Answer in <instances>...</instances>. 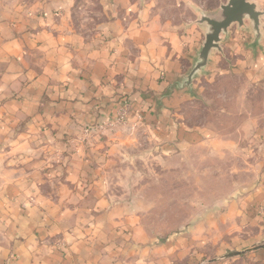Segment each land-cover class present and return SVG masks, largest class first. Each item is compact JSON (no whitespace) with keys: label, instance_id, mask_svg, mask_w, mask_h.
Wrapping results in <instances>:
<instances>
[{"label":"crops","instance_id":"0c3cea01","mask_svg":"<svg viewBox=\"0 0 264 264\" xmlns=\"http://www.w3.org/2000/svg\"><path fill=\"white\" fill-rule=\"evenodd\" d=\"M159 11L158 0H0V264H130L139 216L104 182L109 123L127 100L128 118L147 117L164 146L213 140L212 126L189 123L179 108L236 73L263 97L240 122L238 131L253 126L251 140H224L250 155L255 173L224 217L235 214L234 234L264 238V38L254 47L252 26L233 25L223 51L182 86L206 28ZM241 256L264 264V244Z\"/></svg>","mask_w":264,"mask_h":264},{"label":"rangeland","instance_id":"374dc122","mask_svg":"<svg viewBox=\"0 0 264 264\" xmlns=\"http://www.w3.org/2000/svg\"><path fill=\"white\" fill-rule=\"evenodd\" d=\"M251 1L264 11V0ZM227 2L158 0V7L174 23L193 22L205 28L198 23L201 15L219 16L221 6ZM88 4L90 11L98 7L96 2ZM261 23L262 35L256 44L253 29L248 31L254 47L264 38V15ZM224 78L220 76V82L205 84L202 93H194L179 108L182 118L189 123L212 126L216 133L213 140L198 145L164 146L163 138L143 125L149 121L147 117L128 118L130 106L126 113L122 106L109 123L108 137L114 140L104 166V182L114 200L129 204L139 216L136 248H127L130 255L125 254L130 264H159V247L163 248L164 264H242L241 255L255 249L225 256L264 244V238L254 235L256 229L249 233L252 236L244 232L234 234L235 214L224 217L227 204L238 200L243 190L255 182L250 155L238 145L244 139L251 140L254 128L247 124V130H238L243 112L259 109L263 93L246 84L243 74H230L228 82ZM200 81L201 76L196 81L198 88ZM228 138L238 144L225 146L224 140ZM257 212L264 218V205ZM249 239L252 241L248 242ZM144 255H152V261H134Z\"/></svg>","mask_w":264,"mask_h":264},{"label":"water","instance_id":"95a60500","mask_svg":"<svg viewBox=\"0 0 264 264\" xmlns=\"http://www.w3.org/2000/svg\"><path fill=\"white\" fill-rule=\"evenodd\" d=\"M264 11H261L258 5L251 0H228L226 4L221 6L219 16L201 15L198 23L205 26V40L202 47L198 51L197 61L194 63L190 73L185 77L182 86L191 87L194 77L203 71L210 59L212 51H223L222 41L223 35H228L229 30L233 25L239 28L247 27V23L251 24L255 34V44L261 38V19ZM253 247L244 251H236L228 254L225 257H232L250 250L256 249Z\"/></svg>","mask_w":264,"mask_h":264},{"label":"built area","instance_id":"2783aa9c","mask_svg":"<svg viewBox=\"0 0 264 264\" xmlns=\"http://www.w3.org/2000/svg\"><path fill=\"white\" fill-rule=\"evenodd\" d=\"M123 106H124L123 110L125 111L124 113H126V111H127V107L129 108V106H130L129 101L126 100V101L124 102ZM124 117H125V115H124Z\"/></svg>","mask_w":264,"mask_h":264}]
</instances>
